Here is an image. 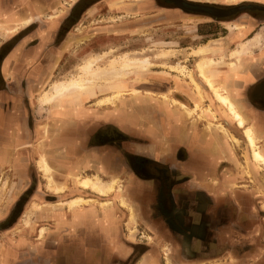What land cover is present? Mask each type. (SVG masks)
Wrapping results in <instances>:
<instances>
[{"label":"crops","instance_id":"1","mask_svg":"<svg viewBox=\"0 0 264 264\" xmlns=\"http://www.w3.org/2000/svg\"><path fill=\"white\" fill-rule=\"evenodd\" d=\"M79 1L0 0V24L9 26L17 23L19 26L16 32L9 35L0 29V50L8 51L0 58V79L5 82V90L0 92V183L4 184L8 180L15 193L22 194L25 180H37L38 186L34 189L33 199L28 201L27 208L34 203L42 206V210H34L33 217L30 218L31 223L35 224L33 231L24 229L25 215H22L20 222L15 221L10 229L0 218V264H125L138 245L144 247L135 264H150L152 257L162 264L160 251L164 244L171 247V264H231L228 259L233 264H241L240 260L246 258V254L242 257L239 255L241 253L228 250L217 254L216 250L209 247L212 241L210 236L202 238L201 233L191 235L187 232L192 225L196 228L200 227V222L205 225L206 221L203 220L215 217L217 210L209 204L204 208L192 205V208L189 205L183 207L177 202L179 187H184V182H176L177 173H171L172 167L166 165L169 160L162 155L156 157L148 154L146 148H141V144L137 147L135 142L126 140L125 136H133L136 140L143 133L142 129L135 127L138 123L136 116L130 122V115L125 117L97 108L94 103L104 95H99L96 91L80 107H73V111L67 110L70 113L51 115V107L39 102L40 95L36 93V89L40 88L38 85L46 74L55 72L61 61L66 59L71 66L86 56L84 33L79 34L86 28L83 25L85 15L92 18L98 15L115 21L108 27L99 26L95 29L96 33H117L112 39L117 38L119 33L128 34L133 29L135 24L131 22L125 26L120 25L121 20L128 17L140 16L149 22L159 21L163 51L172 49L178 52L179 58L178 55H183L184 51L213 43L216 44L215 47H219L213 57L222 55L224 61L228 62V54L238 43H246L264 30V0H237L236 3H232L235 0H186L220 7L253 4L250 8L241 6L233 14L231 11L216 12V17L187 14L181 8L165 5L158 0H99L86 9L80 22L66 32L61 41L55 43L63 23ZM120 4L122 6H118ZM62 10L64 13L59 17L50 19L51 15ZM25 18H31L30 23L20 25L18 22ZM232 25H239L241 29L233 30L235 26ZM189 31L195 34L191 43L183 40L184 32ZM174 33L175 42L168 41V37L172 38ZM78 39L82 41L76 42ZM260 47L254 49L250 57L244 58L242 65L233 63L234 66H231L229 63L228 67L221 65L216 69L220 64L213 67L212 69L219 71L215 74V79L210 74L212 70L208 72L212 81L229 93L245 119V127L252 126L256 134L264 133V38ZM187 55L188 59H178V62H182L180 66H186L189 70L192 65L186 64L190 61L195 63V58L189 52ZM173 62L168 58L163 60L159 66L165 68L151 70L144 83L149 84L151 90H155L153 92L160 90L161 95H167L188 106L193 105L197 99L196 93L188 78L168 69L169 66L177 65ZM50 75L47 82H50ZM194 78L200 83L197 76ZM217 80H222V83H217ZM16 85L19 90L11 93L12 87ZM201 85L207 96H211L202 82ZM131 86L132 84H127L128 89ZM9 95L16 102L30 99L32 117L23 113L18 116L10 112L9 108L4 109ZM161 98L162 96L146 101L155 110L151 112L160 117L158 130L154 127L149 130L156 137H161L157 142L151 141L154 148H161L167 143L174 148L195 145L205 146L215 154L220 151L222 146L215 135L207 132L200 138L202 129L197 125L195 128L191 127V131L195 130L194 136H191L187 132L189 127L186 119L181 114H186L184 109H165L159 104ZM158 99L160 100L154 101ZM203 103H208L207 98ZM242 108L246 114L241 111ZM45 130L47 135L43 137ZM158 131L161 134H157ZM234 131L240 133V130ZM149 138L144 136V139ZM38 142H42L47 161L54 170V180L71 187L63 196L50 192L45 187L44 176L37 167ZM134 162L139 163L137 169L132 166ZM29 163L35 170L29 171ZM146 164H153V169H146ZM78 172L83 175L97 172L106 178L117 175L123 183L124 195L134 210V219L130 220L129 210L122 208L114 196L110 197L111 206L101 208L99 202L104 198L88 190L79 192L73 189L66 175ZM186 173H189L188 170ZM46 195H49L48 200ZM77 195L92 202L83 208L69 210L68 200ZM163 197L170 203V211L178 219L180 231L174 230L175 224L167 219L170 217L169 213L164 215L166 210L161 208ZM160 209L163 210L161 214ZM135 224L153 232V235H148L147 242L129 235L128 232ZM41 228H45V232L39 238ZM204 242L208 245L206 250L202 247ZM7 254L8 258L5 257Z\"/></svg>","mask_w":264,"mask_h":264},{"label":"rangeland","instance_id":"2","mask_svg":"<svg viewBox=\"0 0 264 264\" xmlns=\"http://www.w3.org/2000/svg\"><path fill=\"white\" fill-rule=\"evenodd\" d=\"M73 1L74 0H72V2ZM97 1L99 0H80L79 2L76 3L72 8L69 17L63 23V26L55 39V43L61 41L65 33L69 32V30L74 25H77L80 22L81 18L84 16L86 9H88L91 5H94ZM234 2L236 3L237 0L233 1L232 3ZM118 6H122V5L120 4ZM62 13H64V10L57 11L56 14L51 15L50 19H54L55 17L57 18ZM26 20L31 21V18H25L19 21L18 23H20V25L26 26L27 24L30 23V22L26 23ZM83 21H84L83 25H85L86 28H83V31L79 34L84 33L83 40L87 45V51L84 52L86 53L84 54L86 56H83L78 60V62L77 61L76 63L74 62L75 64L71 66H69L70 62H68L65 59L61 61L58 66H56L55 72L51 73V75L46 74L43 77L45 79H43V81L38 85V87L40 88L36 89V93H39L40 95L39 102L42 105L51 107V115L52 114L62 115V114L70 113L67 112V110L69 111V109L73 111L72 110L73 107L75 108L80 107L81 103L85 101V99H88L90 96H93L96 91L99 95L101 94L104 95L103 98L97 100L94 103L97 108L107 109L112 114H117V115L120 114L125 117H127L128 115L127 114L128 113L127 108L129 107L128 100H133V105L136 109H138L141 106H142L141 109H143L146 108L148 104L146 105L140 103L141 105H138L139 101L145 102L160 96H162L161 100L158 99L154 101L160 100L159 104L165 109H171L173 107L175 109L182 110L180 106L182 104L187 108V110H191V114L189 115L181 112L184 118H186L187 120L188 119L192 120L191 124L188 126L189 128L187 132H189L191 136H194L195 130L191 131L190 130L191 127L195 128L197 126L196 122L198 121L206 122V124H204V127L201 131L200 138H202L201 135H204V133L211 131L210 133L218 138V143L220 144V146H222L220 147V151L218 152L219 154L218 153L215 154L213 150H209L205 146H195V145L174 148V147H170L168 144L165 143L164 144L165 146H162L161 148H154V145L153 143H151V141L157 142L161 137H156L155 133L150 132L149 130L148 132L145 131L142 134L140 133V135L136 137L138 138L136 140L133 136L132 137L125 136L126 140L127 139L131 140V143L132 141L135 142L137 144L136 145L137 147L140 146L141 144V148L142 149L146 148L148 154H154V156L156 157L162 155L167 160H169V162L166 163V165L167 166L170 165V167H172V169L170 168L171 173L173 172L177 173L176 182L179 183L184 182V187L183 186L179 187L180 193H178L179 198L177 199V202L179 204L181 203L183 207L189 205L192 208L194 205L198 206L199 208L200 207L204 208L207 204H209L211 205L212 208L213 207L215 208V211L217 210L215 217L211 216L212 218L207 217V219L203 220L204 222L206 221L205 225L203 224L202 227L203 229H200L199 227L195 228L192 225L190 227V230L187 231L188 233L193 235L194 233L197 234L198 232L199 234L201 232V234L203 233L204 235L203 237L205 238H207L209 235L212 236L211 242L213 243L211 244L214 245L217 244V247L216 248H213V246H209V247H211V249L213 248L214 250H216V252L219 254L220 252L221 253L224 252V250L233 251L236 254L241 253L239 255H241L242 257L244 254H246V258H242V260H240L241 264H251L254 262L259 264H264V165L257 163L253 159L250 147L244 136L243 127L240 128L236 126L235 124L236 121L233 120L232 117L226 114L225 109L215 99L212 90L207 87L205 81L199 75L196 69V63L198 61V58L194 57L195 58L194 72H192L189 71L186 68V66L185 67L180 66L182 65L181 64L182 62L181 63L178 62V59H181V61L184 59H188L189 57L187 55V52L191 53L190 50L187 52L184 51L183 55H178L179 58H177L178 52L172 49H169V51H163L164 48H163V44H161V39H160L161 33L159 31V26H160L159 21L149 22L148 20L145 19V17L141 18L140 16L128 17L125 20H121L122 23H120V25L125 26L129 22H131L135 24V26L130 31V33L128 34L127 32L119 33L118 37L115 39H112V36H116L117 33H112V32L108 34L101 32L96 33L95 30L99 26L108 27L112 25L113 23H115V21L113 22L112 19L110 18L106 19L103 18L102 16L98 17V15L92 18L90 16L87 17V15H85ZM232 26H235V29L233 30L241 29V26L239 25H232ZM12 27L15 28L11 30L10 28ZM230 27L231 26H229V28ZM0 29L4 32V34L9 35L11 33L16 32L19 29V26L17 23L12 24V26H7V25L2 26V24H0ZM124 31L126 30L124 29ZM172 35H173L172 38L168 37L169 39L168 41L175 42V40H173L175 38L174 36L175 33ZM184 35H185L183 37L184 40L188 43H191L194 34H192L189 31V32H184ZM81 41L82 39L76 40V42H81ZM197 42L198 41H195V43ZM240 43H238L237 47L232 51H235ZM207 44L213 45V43H207ZM218 49H219L218 46L215 47L213 50L208 51L203 57L211 58L215 60L217 59L220 66L226 65L228 67L229 63L242 65V61L244 60V58L250 57L253 54L252 52L250 54L244 55L243 57L241 56L242 58H240L238 61L237 56L236 57L230 56L232 52L230 51V53L228 54L229 60L228 62H225L224 56L222 55L216 58L213 57V55L217 53ZM3 55H5V50H1L0 58ZM126 57L129 59H137L140 61L147 60L148 64L146 66L137 67V68L134 67L131 70L122 72L120 79L117 80L110 78L100 79V81L97 80L93 82L87 88V90L83 92L67 95L63 97L61 100L58 101L56 100L49 105L44 104L43 95L50 94L52 92L53 86L56 83L67 82L72 78L73 79L77 78L80 74L79 73L80 67L83 64H85L87 61L95 60L94 64L96 66L102 67L108 62H111L113 59H117L119 61V60H123ZM166 58H168V60L170 59L171 62L174 61L173 63H177L176 66L173 67L169 66L168 67L169 70H172L173 72L179 74L184 78L191 79L192 77L194 81L197 83V85L200 87L201 92L203 93L202 98L199 95H197L198 93L197 91H195L196 89L194 85L189 80L193 90L196 93V98H197L193 102L192 107H188L184 103L171 99L167 95H160L159 94L160 90L153 92L155 90H151L149 84H147L146 86L141 85L145 82L146 76L147 74L150 73L151 70H161L165 68L159 65ZM191 65H193L192 61H191ZM220 66L216 67V69H218ZM191 67L189 66V69H192ZM216 73H219V71L212 69L210 74L214 75L213 79L217 78V76L215 75ZM49 75L51 76L50 82H47L49 80L48 79ZM217 75L219 76V74ZM194 76H197L199 78L200 83H198V81L194 78ZM221 81L222 80H217V83L221 84L222 83ZM201 82L207 88L211 96L209 97L207 96L208 94L205 93L201 85ZM128 83L133 84V86H131L129 89L127 88ZM16 89L19 90L17 85L15 87H12L11 93L15 92ZM3 90H5V82L2 79H0V92ZM125 96L129 98L125 100ZM152 96L154 97L151 98ZM206 98L208 100V103L205 106H202ZM124 100L126 101V103H124L125 102ZM195 106H198L199 110L196 109L194 111ZM6 107L7 109L9 108L10 112L17 114L18 116L19 114L21 115L23 113L26 116L32 117L33 114L30 99H25V100L20 99L18 102H16L14 99L11 98V95H9V97L5 100L4 109H6ZM149 109L150 111L152 110L155 111L150 107L148 108V110ZM40 110H42V108ZM144 111H147V109ZM241 111L244 114H246L243 108L241 109ZM132 114L135 115V113ZM134 115L129 116V120H132L133 118L135 119ZM152 115H153L152 117L153 120L151 122H153V124L155 125L154 128L157 129L158 123L160 121V117L156 113ZM149 116H151V114ZM231 120H233L234 122ZM127 121H125V123H127ZM226 124H230V125L234 124L236 128L237 127L239 128V129L237 128V130L241 129L245 142L243 143L239 142L238 139L235 138L230 133L229 129L226 127ZM217 126L219 127L221 126L223 129L227 131V134L229 135H226L222 131L217 129ZM157 134H161V132L158 131ZM43 135H44L43 137H46L47 130L44 131ZM144 136L146 137L148 136L150 138L144 139ZM256 136H257L256 143L260 148L262 154L264 155V133L258 132ZM51 139H52V132H51ZM42 145H43L42 142L37 143V149L39 150L38 162H37L38 170L44 176V180L46 182L45 187L47 188V190L55 194H60L59 196H63L65 194L63 192L69 191L71 187L67 186L66 183H59L54 180L56 184L63 186L64 188L62 192H57L54 189L55 183H52L51 185L48 183V180L42 170V165L40 164V159H39L40 155L46 157V153L43 151ZM124 155L126 156V154ZM122 159L124 160V157ZM29 164H30L29 170H35L33 165L31 163ZM47 164L48 167H50L49 168L50 174L53 177L54 170L52 166H50L48 161ZM186 170H188L189 173H186ZM72 175H75L76 177H72ZM93 175H97L100 178V180H102L103 182H109L110 180L113 179L117 180L116 182L117 185L115 187V190H113L111 194L102 197L104 198V200L99 202V206L101 208H107L108 206H111L112 205V200L110 198L111 196H114L118 201V203L122 199L126 207L122 206L121 203H119V205L122 208H125L127 210L129 208L131 210V212L129 210L131 215L130 220H133L135 216L134 210L132 209L131 205L126 199V196L124 195L123 183L117 175H111L108 178H106L100 176L97 172L93 173L92 175H83L82 173L78 172V173H67L66 179H68L71 182L73 189H77L79 192L87 191V190L91 191L90 189L84 190L80 188L78 182L83 177L91 178V176ZM34 180L35 179L25 180L26 181L25 187L23 188L22 194L15 193V189H12V184L10 182H7L8 180H6V183L4 184L0 183L1 186L0 218L1 220H3L2 222L6 224L7 227H9V229L13 226L15 221L20 222L19 220H21V217H23L22 215H25L23 218L25 219L23 224L24 229L31 231L34 230L35 224L31 223L30 218L33 217L34 210H42L41 209L42 206H39L37 203H34L31 207L28 206L27 208V204H28L27 201H31L33 199L34 196L33 193H35L34 189H36V187L38 186L37 180L35 181ZM204 195L207 196L210 201L205 199L206 197ZM18 196H20L18 200H20L22 196H25L23 202L26 201V204L24 205L23 210L21 211V214L17 218V220H13L11 222V220L9 221L8 219L14 208H16L15 206H17L18 204L17 203L18 200L16 201V198H18ZM47 196L49 195H46V199L48 200L49 197ZM75 198H82L86 201L88 200L92 202L89 199H85L82 195H77L71 198L70 200H68L67 204ZM90 202H88L87 204H89ZM87 204H81V206L79 205L72 208H69L68 205L67 206L69 210L73 211L75 209L83 208ZM7 207L9 209L6 210ZM5 219L6 222L4 221ZM44 232H45V228H41L39 230V238L43 237ZM128 233L132 237L142 236L141 237L142 240L147 238L148 235L150 236L153 235V232L151 230L145 229L143 228V226H141L140 228L138 224H135L134 228L133 229L131 228L130 232ZM13 235L16 234L14 233ZM200 245L201 244H199V246ZM203 245H204L202 246L204 247L203 249L206 250L208 248L207 242H204ZM174 247H176L175 244ZM169 248L171 247L168 246V244H164L162 245L161 250L167 252L170 251ZM5 257L8 258L9 254H7ZM166 257H167L166 258L167 264H171V262L168 261L167 255ZM156 261L157 260L154 257H152L150 260V264H159ZM227 261L228 263L231 262V264H233V261L231 259L230 260L228 259ZM128 263L129 262L127 261L126 264Z\"/></svg>","mask_w":264,"mask_h":264},{"label":"bare ground","instance_id":"3","mask_svg":"<svg viewBox=\"0 0 264 264\" xmlns=\"http://www.w3.org/2000/svg\"><path fill=\"white\" fill-rule=\"evenodd\" d=\"M29 22H30L29 20H26V23H29ZM9 26H12V25H9ZM13 28H15V27H12L10 29L12 30ZM263 38H264V30L257 33L254 37H252V39L250 41L243 43V44H239L238 49L234 53H232L230 56L231 57L237 56V60L239 61V59L242 58L244 55L250 54V53H252V51L254 49L259 48L261 43H262ZM215 46H216L215 44H213V45L206 44L204 46H201L197 49H193L191 51V55L193 57L198 58V61L196 63V69H197L199 75L201 76V78L205 81L207 87L212 90V93L214 94L215 99L225 109L226 114L228 116L232 117V119L236 121V125L238 127H240V128L243 127L244 136H245L247 143L250 147L253 159L257 163L264 165V155L262 154L260 148L258 147V145L256 143V139H257L256 131L253 129L252 126L245 127V119L242 116V114L239 112L236 104L231 100L229 93L219 84L218 85L215 84V82L212 81L210 74L208 73L210 70H212L213 67H216L217 65H219V62H218V60L211 59V58H205L203 56L208 51L213 50L215 48ZM94 61L95 60L87 61L85 64H83L79 69L80 74L77 78H74V79L72 78L71 80H69L67 82L56 83L53 86L52 92L50 94H48V95L44 94L43 95L44 104L49 105L56 100L57 101L61 100L63 97H65L67 95L83 92V91L87 90V88L93 82H95L97 80L100 81V79H105V78H110V79H115V80L120 79L122 72L131 70L134 67L137 68V67L146 66L148 64L147 60H141L140 61L137 59H129L127 57L124 58L123 60H119V61L117 59H113L111 62H108L107 64H105L102 67L96 66L94 64L95 63ZM231 66H234V64L231 63ZM189 80L194 85V87L196 89L195 91H197V93H198L197 95H199L202 98L203 93L201 92L200 87L197 85V83L193 80L192 77ZM180 106L184 109L186 114H188V115L191 114V110H187V108L182 104ZM196 109L199 110V107L195 106L194 111ZM217 129L222 131L224 134L229 135V134H227V131L225 129H223L221 126L220 127L217 126ZM39 159H40V164L42 165V170H43L44 174L46 175L48 183L50 185L52 183H55L52 175L50 174V169H49L50 167H48L46 157L43 155H40ZM72 177H76V176L72 175ZM116 182H117V180H114V179L110 180L109 182H103L102 180H100V178L97 175H93V176H91V178H89V177L81 178L79 180L78 184H79L80 188H82L84 190L90 189L91 190L90 192H93L94 194H96L98 196L104 197V196L111 194L113 192V190H115V187L117 185ZM54 189L57 192H62L64 188H63V186H60V185L55 183ZM88 202H90V201H88V200L86 201L82 198H75V199L71 200L67 205L69 206V208H72V207L79 206V205L81 206V204H87ZM119 203H121L122 206L126 207V205L122 199L120 200ZM128 210H130V209L128 208ZM130 212H131V210H130Z\"/></svg>","mask_w":264,"mask_h":264},{"label":"flooded vegetation","instance_id":"4","mask_svg":"<svg viewBox=\"0 0 264 264\" xmlns=\"http://www.w3.org/2000/svg\"><path fill=\"white\" fill-rule=\"evenodd\" d=\"M159 2H163L165 5H174L175 7H178L179 9L181 8V10H183V8H182V6L179 4L180 2H183V1H185V2H187L186 0H158ZM246 6H248V8H250L251 6H253V4H248V3H244ZM207 5H210V6H212L211 4H207ZM215 6V5H214ZM184 11V10H183ZM185 12V11H184ZM185 13H187V12H185ZM225 13H227V12H225ZM187 14H192V13H187ZM198 33V32H197ZM195 35V34H194ZM184 40V39H183ZM3 50V49H2ZM5 50V54H7V49H4ZM0 52H1V50H0ZM189 64H191V61H190V63H187L186 65H189ZM192 69H189V71H192V72H194V62H193V65H192V67H191ZM142 86H146L147 84L146 83H143V84H141ZM132 86H133V84H132ZM135 87V86H134ZM134 87H132V88H134ZM161 95V94H160ZM161 97V96H160ZM129 97H127V96H125V100H127ZM124 100V101H125ZM145 101V100H144ZM124 103H126V101L124 102ZM140 103H143V104H148L146 101L145 102H138V105H141ZM128 104H129V107L127 108L128 109V115H130V116H132V115H134V114H132V113H135V115L134 116H136V118H137V120H138V123L135 125V127H137V129H138V127L140 128V129H142L143 130V132H145V131H148V130H150V128H153V127H155V125L153 124V122H151L152 120H153V113L150 111V109L148 110V108H149V106H147L146 108H143L144 110H146L147 109V111H144L143 109H141L142 108V106L141 107H139L138 109H136L135 107H134V105H133V100H128ZM207 103H203L202 104V106H205ZM186 105V104H185ZM186 106H188V105H186ZM188 107H192V105H190V106H188ZM151 108V107H150ZM151 114V116H149ZM186 119V118H185ZM132 120H130V122H131ZM221 121V120H220ZM231 121H233V120H231ZM186 125L187 126H189L190 124H191V122H192V120H190V119H186ZM216 122H218V121H216ZM234 122V121H233ZM159 123H160V121H159ZM158 123V124H159ZM197 123V125H198V127L199 128H201V129H203V127H204V124H206V122H201V121H198V122H196ZM154 126H153V125ZM236 124V123H235ZM225 125V124H224ZM153 126V127H152ZM237 126V125H236ZM236 126L234 125V124H232V125H230V124H226V127L229 129V131H230V133L235 137V138H237L238 139V141L239 142H241V143H243V142H245V140H244V137H243V134H242V131H241V129H240V133H238V132H235L234 130H236L237 128H236ZM141 127H143V128H141ZM239 129V128H238ZM139 130V129H138ZM167 144V143H166ZM236 159V158H235ZM138 165H139V163L137 162V163H135L134 162V164H132V166L133 167H135L136 169L138 168ZM147 165V167H146V169H148V170H152L153 169V164H146ZM102 170V169H101ZM30 172L32 171V170H29ZM35 181V180H34ZM35 187V186H34ZM20 197V196H19ZM19 197L17 198V200L19 199ZM24 199H25V196H22L21 198H20V200H18V204H17V206H15L16 208H14V210L12 211V213L10 214V216H9V221L11 220V222L15 219V218H18L19 216H20V214H21V211L23 210V207H24V205L26 204V201L25 202H23L24 201ZM16 200V201H17ZM28 202V201H27ZM16 203V202H15ZM21 203H22V205H21ZM166 203V204H165ZM19 206V207H18ZM161 208H163V209H165L166 210V213L164 214V215H166L167 213H169L168 214V216H170V217H167V219L169 220V222L170 223H172V224H175V226H174V230H177V231H180L181 230V227H180V225H179V221H178V219L175 217V214H172V210L170 211V203H167V201H166V198L165 197H163V202H162V207ZM161 211H163V210H161L160 209V214H161ZM163 215V214H162ZM165 217V216H164ZM7 220V221H8ZM16 220V219H15ZM1 226H3V224L1 225ZM195 228H196V226H194ZM193 227V228H194ZM203 227V223L202 222H200V229H203L202 228ZM203 232V231H202ZM201 233V232H200ZM195 235H197L196 233H194ZM203 233H202V238H203ZM210 236V235H209ZM141 238L142 236H138V238ZM205 238V237H204ZM210 238H212V236H210ZM144 241L145 242H147V238H145L144 239ZM210 243H213V242H210ZM209 243V244H210ZM215 243V242H214ZM151 244V243H150ZM210 246H213V248H216L217 247V244H210ZM139 247V248H138ZM143 245L142 246H137L136 248H135V252H134V254L131 256V258L128 260V264H135V262L137 261V259H138V257L140 256V250L141 249H143ZM212 248V249H213ZM229 251V250H228ZM161 252V261H162V264H167V262H166V255L168 256V261H170V254H171V252L170 251H167V252H164V250L162 251H160ZM231 252V251H230ZM221 253V252H220ZM217 254H219V253H217ZM126 264V263H125Z\"/></svg>","mask_w":264,"mask_h":264},{"label":"trees","instance_id":"5","mask_svg":"<svg viewBox=\"0 0 264 264\" xmlns=\"http://www.w3.org/2000/svg\"><path fill=\"white\" fill-rule=\"evenodd\" d=\"M183 10L187 13H192V14H199V15H204V16H209V17H216L217 13L216 12H234L235 9L240 8L241 6H245V4L237 5V6H232V7H220V6H210L207 4H200V3H190V2H180L179 3ZM233 14V13H232ZM228 16V15H227Z\"/></svg>","mask_w":264,"mask_h":264},{"label":"water","instance_id":"6","mask_svg":"<svg viewBox=\"0 0 264 264\" xmlns=\"http://www.w3.org/2000/svg\"><path fill=\"white\" fill-rule=\"evenodd\" d=\"M15 219H16V218H15ZM15 219H14V220H15Z\"/></svg>","mask_w":264,"mask_h":264}]
</instances>
